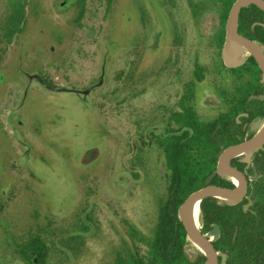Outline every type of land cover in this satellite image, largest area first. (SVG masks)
<instances>
[{"label": "rangeland", "instance_id": "374dc122", "mask_svg": "<svg viewBox=\"0 0 264 264\" xmlns=\"http://www.w3.org/2000/svg\"><path fill=\"white\" fill-rule=\"evenodd\" d=\"M13 1L0 0V26ZM71 2L27 0L23 31L7 38L0 27L3 217L22 234L34 211L44 230L50 222L51 264H64V240L77 234L82 251L67 264H109L112 247L129 242L126 223L147 235L152 228L145 206L155 203L153 176L162 166L154 171L153 155L145 159L146 185L139 137L171 96L176 68L192 72L193 53L186 47L176 56L173 45L188 7L186 0H113L109 8L86 0L75 22ZM206 43L213 71L217 56Z\"/></svg>", "mask_w": 264, "mask_h": 264}, {"label": "flooded vegetation", "instance_id": "af4514ba", "mask_svg": "<svg viewBox=\"0 0 264 264\" xmlns=\"http://www.w3.org/2000/svg\"><path fill=\"white\" fill-rule=\"evenodd\" d=\"M235 1L186 0L188 17L178 21L173 45L176 56L186 47L193 53L192 72L187 77L180 67L176 68L171 96H166L157 105V111L151 112L152 118L143 124L152 127L147 126L139 137L140 145L146 147L138 150L144 152V162L153 155L154 171L158 164L162 166V174L154 172L153 176L158 187L155 203L145 206L152 228L147 235L126 223L129 242L112 247L109 264H114L117 251L126 253L128 248L132 252L133 244L143 263L149 264V245L133 240L128 230L133 226L145 238H151L161 214L184 238V264H206V251L188 239L180 209L190 195L208 187L226 193L227 197L206 196L183 214L212 248L211 260L215 264H234L235 248L242 251L245 243L250 245L252 239L264 233V0L246 1L240 7L236 32L247 46L238 44L233 48L227 58L233 66H228L222 52L226 23ZM15 3L17 0L13 1L14 7ZM207 15L210 21L205 31L202 24ZM209 40L217 56L213 71L210 58L204 57ZM0 129H5L3 123ZM169 144H175V151H182L183 159L190 162L192 175L183 187L174 185L177 181L167 169L165 148ZM145 165L148 185L150 168L149 163ZM4 197L9 198L0 186V264H51L47 230L50 222L44 230L34 211L22 234V226L8 215L3 217ZM83 239L77 234L64 240V264L80 256ZM37 241L40 252L36 251ZM187 244L192 257L185 250Z\"/></svg>", "mask_w": 264, "mask_h": 264}, {"label": "trees", "instance_id": "16d2710c", "mask_svg": "<svg viewBox=\"0 0 264 264\" xmlns=\"http://www.w3.org/2000/svg\"><path fill=\"white\" fill-rule=\"evenodd\" d=\"M112 1L106 0L107 8L110 7ZM85 2L86 0H72L77 9L75 22H79L83 18ZM26 4L27 0H17V5L15 3L14 7L12 2L10 6L12 11L1 25L6 30L5 36L7 38L14 33H21L23 31L25 21L24 7ZM43 82L45 83V81ZM169 146L165 148L167 169L170 170L171 175L177 181L174 185L183 187L186 182L188 183L192 175L190 172V162L183 159L184 153L182 151H175V144H169ZM180 147L184 148L182 145ZM128 234L133 240L146 242L149 245L151 255L149 264H184L186 261L182 252L184 238L180 236V233L175 230L172 223H169L163 214L158 218L153 237L145 238L133 226H129ZM39 243L37 241V252H40ZM132 249L131 252L127 248L126 253L117 251L114 264H144L134 244ZM233 259L234 264H264V233L257 239H252L250 245L245 243L242 251L239 252L235 248Z\"/></svg>", "mask_w": 264, "mask_h": 264}, {"label": "water", "instance_id": "95a60500", "mask_svg": "<svg viewBox=\"0 0 264 264\" xmlns=\"http://www.w3.org/2000/svg\"><path fill=\"white\" fill-rule=\"evenodd\" d=\"M246 1H255V0H236L235 3L233 4L227 23H226V40L224 43V47H223V52L222 55L224 57V59L226 60V64L228 66H233V64H231L227 58L228 56L231 54V51L233 50V48L238 45V44H243L245 46H247V44L245 42H243L244 40L239 38V36L237 35L236 32V21H237V15H238V11L240 9V7L242 5H244V3ZM233 150H229V153H232ZM219 196V197H227L226 193L220 191V190H216L214 188H205L202 189L198 192L193 193L192 195L189 196V198L184 202V204L182 205L180 211H181V220L184 223V226L187 230L188 233V239L190 242L196 243L199 247H201L202 249H204L206 251V254L209 258V261L206 264H215V262H213V259L211 260V256L213 255L212 253V248L208 245L207 242H205L199 235L198 230L192 225L190 224L189 221H187L184 217V211L186 208L190 207L191 204L198 202L200 199L206 197V196ZM188 245V244H187ZM190 248V246H185V250L188 251V249ZM189 255L192 257V253L189 252Z\"/></svg>", "mask_w": 264, "mask_h": 264}]
</instances>
